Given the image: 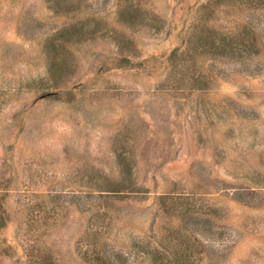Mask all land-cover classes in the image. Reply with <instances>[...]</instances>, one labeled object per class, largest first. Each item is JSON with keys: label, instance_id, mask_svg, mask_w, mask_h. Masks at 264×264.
Segmentation results:
<instances>
[{"label": "rangeland", "instance_id": "obj_1", "mask_svg": "<svg viewBox=\"0 0 264 264\" xmlns=\"http://www.w3.org/2000/svg\"><path fill=\"white\" fill-rule=\"evenodd\" d=\"M0 264H264V0H0Z\"/></svg>", "mask_w": 264, "mask_h": 264}]
</instances>
